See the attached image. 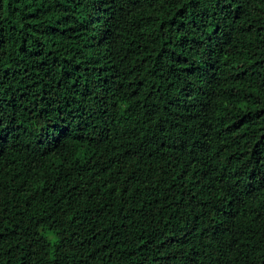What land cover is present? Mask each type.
<instances>
[{"label": "trees", "instance_id": "16d2710c", "mask_svg": "<svg viewBox=\"0 0 264 264\" xmlns=\"http://www.w3.org/2000/svg\"><path fill=\"white\" fill-rule=\"evenodd\" d=\"M0 264H264V0H0Z\"/></svg>", "mask_w": 264, "mask_h": 264}, {"label": "bare ground", "instance_id": "6f19581e", "mask_svg": "<svg viewBox=\"0 0 264 264\" xmlns=\"http://www.w3.org/2000/svg\"><path fill=\"white\" fill-rule=\"evenodd\" d=\"M260 180V179H259Z\"/></svg>", "mask_w": 264, "mask_h": 264}]
</instances>
